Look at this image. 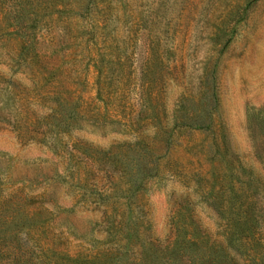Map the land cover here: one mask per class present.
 <instances>
[{"label": "rangeland", "instance_id": "obj_1", "mask_svg": "<svg viewBox=\"0 0 264 264\" xmlns=\"http://www.w3.org/2000/svg\"><path fill=\"white\" fill-rule=\"evenodd\" d=\"M11 1L0 0V264H264V0H42L69 5L40 42L70 45L78 87L94 95L103 71L121 113L172 132L124 152L110 129H81L84 141L51 153L20 132L28 82L7 55L19 45ZM187 114L184 129L174 116Z\"/></svg>", "mask_w": 264, "mask_h": 264}, {"label": "trees", "instance_id": "obj_2", "mask_svg": "<svg viewBox=\"0 0 264 264\" xmlns=\"http://www.w3.org/2000/svg\"><path fill=\"white\" fill-rule=\"evenodd\" d=\"M51 6L47 1L42 0H12L6 9L8 32L13 36L16 44L19 43L7 54L16 68L11 74L14 76L26 74L24 79L28 82V87L19 91L17 95L21 98L17 108L21 119L20 126L24 128L20 129V132L25 135V140L33 143L40 142L39 144L42 143L41 145H44L45 149L51 153L50 148L54 141L65 140L62 143L64 145L66 141L71 140L70 146L76 141H84L82 138L78 140L72 137L73 133L81 129L85 131L91 128L110 129V134H119V140L122 139V141L116 145L124 152L143 148L151 150L161 139L162 141L169 139L172 132H166L162 127L150 124L152 115L139 119L135 114L130 115L119 111L121 106L119 83H116V88L112 90L103 71L95 78L94 95L78 87L80 84L77 79V67L72 61L71 50L68 49L70 45L67 49L61 50L58 49L59 45H53L54 43L50 40L46 44L40 42V37L43 39L44 35L42 29L46 27L50 28L49 32H54L53 35L59 33L60 26L57 21L63 14V6L69 5L58 3L51 11H47ZM21 64L27 69H23L24 71L19 69L22 68ZM72 74L75 75L73 80L70 79ZM27 105L37 107L39 115L28 111ZM38 118L43 122V127L33 129L32 125ZM174 119H183L182 122H178L179 127L192 128L194 118L191 115L187 114L184 118L174 116ZM157 122L161 125L160 120ZM148 125L152 126V136L145 132ZM29 130L30 134L27 136L26 132ZM161 134L162 137L154 141ZM102 153L109 154L108 150ZM51 155L57 157L56 154ZM71 159V157L63 159V162ZM152 171V168L143 166L141 181L144 177L152 176ZM65 172L66 166H61L55 169L53 174L64 177ZM137 174H140L138 170ZM99 179L100 176L97 175L90 180L98 182ZM103 191H106V188Z\"/></svg>", "mask_w": 264, "mask_h": 264}]
</instances>
